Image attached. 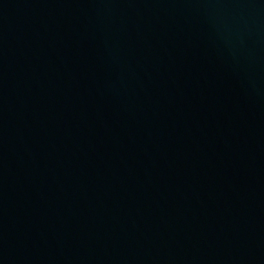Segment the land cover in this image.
<instances>
[{
	"label": "water",
	"instance_id": "water-1",
	"mask_svg": "<svg viewBox=\"0 0 264 264\" xmlns=\"http://www.w3.org/2000/svg\"><path fill=\"white\" fill-rule=\"evenodd\" d=\"M0 264H264V0H0Z\"/></svg>",
	"mask_w": 264,
	"mask_h": 264
}]
</instances>
